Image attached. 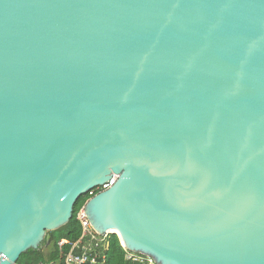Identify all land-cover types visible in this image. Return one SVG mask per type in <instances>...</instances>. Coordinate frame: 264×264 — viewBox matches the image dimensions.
Listing matches in <instances>:
<instances>
[{
	"label": "water",
	"instance_id": "obj_1",
	"mask_svg": "<svg viewBox=\"0 0 264 264\" xmlns=\"http://www.w3.org/2000/svg\"><path fill=\"white\" fill-rule=\"evenodd\" d=\"M156 264H264V0H0V264L77 201Z\"/></svg>",
	"mask_w": 264,
	"mask_h": 264
},
{
	"label": "built area",
	"instance_id": "obj_2",
	"mask_svg": "<svg viewBox=\"0 0 264 264\" xmlns=\"http://www.w3.org/2000/svg\"><path fill=\"white\" fill-rule=\"evenodd\" d=\"M116 181L113 176L103 185L94 188L88 193L91 198L97 194L110 189ZM75 220L80 227V235L75 241L61 239L57 242V247L61 249L68 246V251L63 255L61 264H106L108 252L110 250L111 233L98 234L90 225L84 212V204L75 215ZM124 251L125 261L133 264H156L150 256H144L138 253L128 251L121 245ZM14 264H21L18 261ZM41 264V263H39Z\"/></svg>",
	"mask_w": 264,
	"mask_h": 264
},
{
	"label": "trees",
	"instance_id": "obj_3",
	"mask_svg": "<svg viewBox=\"0 0 264 264\" xmlns=\"http://www.w3.org/2000/svg\"><path fill=\"white\" fill-rule=\"evenodd\" d=\"M87 199H89L88 195L81 197L74 206L73 215L68 224L49 236L50 245L46 251H41L42 248L39 250H29L20 255L18 262L21 264H61L63 255L68 251V246L63 247L60 251L57 247V242L61 239L75 241L79 237L80 227L75 220V215ZM44 245L43 248L45 247ZM106 264H133L125 261L124 251L115 234L110 236V250Z\"/></svg>",
	"mask_w": 264,
	"mask_h": 264
},
{
	"label": "crops",
	"instance_id": "obj_4",
	"mask_svg": "<svg viewBox=\"0 0 264 264\" xmlns=\"http://www.w3.org/2000/svg\"><path fill=\"white\" fill-rule=\"evenodd\" d=\"M45 244V245H44ZM43 245L45 246L44 248H43ZM50 245V241H49V243L48 244H46V243H43L39 248H38V250L39 249H41V251H46V249H47V247ZM41 264H43V263H41ZM46 264H48V263H46Z\"/></svg>",
	"mask_w": 264,
	"mask_h": 264
},
{
	"label": "rangeland",
	"instance_id": "obj_5",
	"mask_svg": "<svg viewBox=\"0 0 264 264\" xmlns=\"http://www.w3.org/2000/svg\"><path fill=\"white\" fill-rule=\"evenodd\" d=\"M52 233L53 232H48L46 236L49 237ZM111 234H113V233H111Z\"/></svg>",
	"mask_w": 264,
	"mask_h": 264
}]
</instances>
